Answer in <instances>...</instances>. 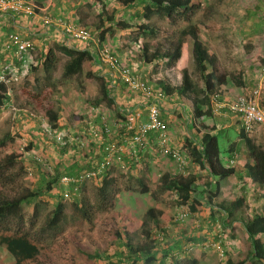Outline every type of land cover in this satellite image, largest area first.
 Instances as JSON below:
<instances>
[{"label":"rangeland","instance_id":"obj_1","mask_svg":"<svg viewBox=\"0 0 264 264\" xmlns=\"http://www.w3.org/2000/svg\"><path fill=\"white\" fill-rule=\"evenodd\" d=\"M62 1L67 8L69 6L73 8L77 6L76 12H82L84 21H81V24H84L91 30L94 40H97L101 28H106L103 42L117 50L119 55H123L125 58L127 57L129 60L123 61L128 65L130 62L132 67L137 71L140 70V67L137 69V64L144 62L140 55L141 43L147 42L153 45L159 41L161 36L152 37L149 35L135 34L134 31H131L133 28L119 29L115 26L114 21L108 18L111 16L132 23H140L141 19L135 14L133 6H127L126 8L120 7L116 3V0H102V2H97L96 0ZM201 1L202 5L192 15L191 21L197 25L199 34L207 45V48L219 54L220 57L217 56L218 69L221 72L236 71V65H233L231 61H227V53H233L239 50L242 37L239 32L241 30L239 25L242 24L245 9L253 6L256 0ZM31 2L37 8L36 14L38 12L43 14L38 2L36 0H31ZM102 3L104 6H102ZM67 13H69L68 10ZM57 16L65 18L62 15ZM148 22L159 25L167 31L185 26V22L183 21L179 20L176 24H173L157 16H153ZM62 37L60 43H66L67 39L64 36ZM223 40L226 41L223 42ZM74 42L77 41L74 40ZM7 44L8 37L5 45L7 46ZM47 45L48 48L53 44L48 43ZM53 46L55 48V45ZM41 48L37 44V48L35 47L37 53ZM182 51L183 59L179 58L178 60L180 62L178 64H172L176 67L173 68L174 71L170 75L172 78L179 80L181 70L187 68L192 78L195 79L197 70L192 57V40L189 35L185 36ZM56 54L58 61L53 72V82L56 87L52 90L46 89L42 93H34L32 85L26 83L23 77L26 69L17 74H11L8 86L12 90V100L0 110V139L4 136L10 137L7 138V146L4 149L0 148V158L6 152L14 149L16 153L20 154V161L15 163L9 170L11 174H14V181L0 184V192L14 194L24 187L34 189L38 182H43L46 179L47 171L51 170L55 161L61 157L56 147H54L56 143L54 136L55 134H63L62 128H64L65 124L71 130L68 132L74 136H79L83 144L81 145L79 143L77 137L71 139V141H75V145L78 143L82 147V152L91 154L92 151L99 149L100 143L95 141L93 136L87 132L86 121L90 120L95 124H100L101 115H104L108 124L111 126V133L108 139L113 140L120 132L118 120L123 117L124 103L136 99L134 101L135 104L139 100L136 96L130 94L129 90L126 91L121 87L123 85L117 86L118 90L116 92L112 84L118 79L112 81L113 83H110L108 79L109 86L107 90L115 101V106L106 104V101L102 98L99 79L91 78L90 81L81 84L79 75L64 76L62 71L68 57L58 49H56ZM95 58L94 69L97 72H103L105 74L106 66L96 56ZM155 67L160 68L159 65ZM224 69L226 71H223ZM105 76L106 78H111L109 73H106ZM154 83L155 81L151 83L153 87L156 86ZM118 92L121 93L119 94ZM122 99L128 101L123 102ZM161 103V112L165 111L166 114L170 115L168 126L172 128V143L170 142L168 132L165 139L166 147L169 150L167 152L160 151L158 147L157 149L155 148L154 143L149 142L150 145L147 149L138 153L136 161L132 166L122 158L113 161L111 165L114 166L112 168L121 181L126 182L130 180L132 185L135 183L136 175L143 173L149 186V193L142 194L139 192L123 191L120 199L109 213L103 212L97 215L92 230H89L85 226L71 205L73 196L66 199L61 198L65 202L64 226L56 235H51L49 232L40 234L43 245L42 252H46L52 259L59 262V264H120L117 263V258L112 253L113 251H118L115 248L116 241L107 247L109 240L112 239V233L109 230L107 222L108 220L112 221L111 217L114 211L124 213L131 221L142 219L145 211L150 207L155 210L165 211L170 216H173L180 209L185 208L189 211L188 205L179 206L175 198V193L164 192L158 184L159 178L164 173H178L176 163L169 154L170 150L179 149L182 152L186 161L184 172L194 173L197 176V182L200 188L211 179V175L205 168H201L192 161L185 144L187 140L191 141L192 136L194 142H197L200 138L196 131L197 121L193 117L190 106L180 99L173 100L171 106ZM133 105H127V107L130 106L133 109L140 107L137 104H135V107ZM47 106L54 108L58 113L59 118L56 123L57 127L53 130L54 132L49 127L50 121L45 113ZM121 107L123 108L121 109ZM217 108L215 107V109ZM188 111L189 114L186 116ZM190 114L193 118L191 121ZM206 120L207 122L209 121L207 118ZM206 120L203 119L205 124ZM259 130L260 132H264V127H259V129L255 127L249 134L254 137ZM219 143L223 149L222 153L225 154L228 143L224 144L221 138L219 139ZM27 145L30 148L26 149ZM151 146L153 148H151V151H148ZM67 155L68 161H71L75 157V155H71V152L65 156ZM239 155L240 152L237 155V160L240 159ZM60 161H63L62 158ZM63 162L67 163V161ZM68 166L69 168H73L72 171L75 170V167ZM130 176L131 179L128 178ZM82 186L81 196L79 197L84 195L91 201L95 200L97 194L94 178H87ZM64 187L65 184L58 182L57 187L51 193L42 191L39 196L24 204V223L22 225L24 230L34 234L37 233V230L44 225V222L50 216L52 208L60 200V189L62 188L63 190ZM241 193L246 194L245 204L240 210L243 216L251 213L252 208H261L264 202V185L260 187L254 182H251L250 179H244V183L239 182L233 177L222 180L219 194L215 199L230 200L235 195ZM34 208L37 211L36 216L33 215ZM160 222H162V218H160ZM149 228H152L153 233L157 234V230L154 229L155 227L152 223H149ZM167 229L165 240L158 245L156 255L158 264H173L171 258L176 259L178 264H187L188 262L186 261L190 259L196 260L193 264H234L239 254H246L249 249L247 244L245 248H239V241L244 237L241 222L233 219V217L222 212L215 206L211 207L204 204L201 210L194 214L189 211V214L181 224L176 225L171 223L167 226ZM72 234L76 236L82 246H86L91 250L95 248L100 251L99 257L101 259H98V261L94 256L88 257L87 255H80L75 250V246H71ZM130 236H132L133 242H138L143 239L137 226L132 227ZM217 242L219 243L218 248L216 247ZM56 249L60 252L61 259L58 257L59 253ZM166 249L172 251V257L163 254ZM108 253L113 258H106L105 256ZM163 257L165 258L162 262L161 259ZM57 259L60 260L58 261ZM0 264H13L12 256L2 245H0ZM262 264H264V260H262Z\"/></svg>","mask_w":264,"mask_h":264},{"label":"trees","instance_id":"obj_2","mask_svg":"<svg viewBox=\"0 0 264 264\" xmlns=\"http://www.w3.org/2000/svg\"><path fill=\"white\" fill-rule=\"evenodd\" d=\"M96 1L102 2V0ZM116 3L124 8L133 6L135 14L141 19L140 23H132L109 16L108 18L114 21L117 28L122 30L133 28L132 32L134 31L135 34L144 36L157 37L161 35L159 41L153 45L147 42L141 43L140 55L144 63L167 61L169 65L175 64L181 56L185 36L189 35L192 40V55L197 70L196 78L193 79L187 68H183L179 84L171 85L161 81L157 90L152 89L162 92L167 98L175 96L190 106L193 117L197 121L196 131L200 138L197 142L187 140L185 144L192 161L201 168H205L211 175V179L200 188L197 176L194 173H179L177 171L178 173H164L159 178V187L166 193H175L179 206L188 205V209L192 214L200 211L202 206L206 204L211 207L215 206L233 217V219L239 220L244 232V237L239 241V248L243 249L247 244L249 249L246 254L240 253L234 264H262V260H264V202L260 209L252 208L251 213L243 216L240 210L245 204L246 194L235 195L230 200L215 199L219 194L221 181L229 177H233L242 183H244V179H250L251 182L260 187L264 185V147L256 143L245 129L240 127L239 136L244 142L246 149L244 152H241L239 155L240 159L235 163H229V161L225 163L222 160L223 149L219 143L220 134L211 132L209 129H213L214 127L206 125L203 122L205 115H212L210 96L218 91V87L222 83L226 82L227 75L218 69L216 54L208 51L207 45L199 34L197 25L191 21L192 15L200 8L202 1L116 0ZM102 6H104L103 3ZM153 16L164 18L173 24H176L180 20L185 22V26L167 31L159 25L147 23ZM105 30L106 28L100 30L97 44L104 43ZM94 44V41L90 40L87 48H81L76 45L72 47L65 42H61L54 44L55 48L51 45L47 49L39 51L35 57L30 58L25 63L26 72L23 76L25 82L32 85V89H34L33 91L36 94L42 93L46 89L52 90L55 88L53 72L58 61L56 54V49H58L68 57L62 74L64 76L79 75L81 84L90 81L91 78L99 79L102 98L106 101V104L115 106V101L107 90L109 86L108 79L110 81V78H106L103 72H97L94 69L96 55L89 50L94 49L91 48L94 47ZM238 76V72L231 75L235 83L241 84L239 80L241 78ZM120 83L125 86L121 81ZM11 100V88L8 86V83L0 81V110L9 104ZM45 113L50 121L49 127L54 132L53 130L57 127L56 123L59 118L58 113L50 106L45 108ZM161 119L166 123L168 132L169 122L162 116ZM62 129L63 138L66 140L65 143H59L54 137V141L56 142L54 147H56L61 157L55 161L52 169L47 171L46 179L43 182H38L34 189L24 187L14 194L0 192V245L12 256L13 264H59L46 252H42L43 245L40 234L49 232L51 235H56L62 230L65 222V202L62 200L65 199L63 196L65 188L70 192V197L73 196L71 205L89 230L93 229L97 215L103 212L109 213L114 208L123 191L139 192L142 194H147L150 191L143 173L136 175L135 183L132 185L130 180L126 182L121 181L112 168L114 166H111L102 175L94 178L97 194L95 200L91 201L84 195L79 197L81 196L84 182L78 186L77 190L74 189V185L65 184V188L63 190L62 188L60 189V200L52 208L50 216L44 222V225L37 230V233L34 234L24 230L22 225L24 223L25 203L39 196L42 191L51 193L57 187L58 182L60 183V178L63 175H74L86 171L105 156L106 152L102 144H99V149L92 151L94 154L92 152L91 154L82 152V147L78 143L75 145V141L67 139L68 131L71 130L66 124ZM119 129V134L112 140L114 142H120L122 137L125 138L130 134L122 128ZM8 137L10 136H4L0 139V148L4 149L7 146L6 141ZM151 140H153L152 137ZM28 145L26 149L30 148ZM154 146L157 149L155 144ZM228 149H230V152L234 151L229 147ZM69 152H71V155H75L71 161H68V155L65 156ZM121 155L122 159L129 162L131 166L136 161V158L127 152ZM19 158L20 154L16 153L14 149L6 152L0 158V184L14 181V174H11L9 170L15 163L20 161ZM61 158L63 161H67V163L60 161ZM68 165L75 167V170L72 171L73 168H69ZM128 178L131 179V176ZM73 191L74 194H72ZM33 211V215L36 216V208ZM111 218L112 221L108 220L107 224L112 233V239L109 240L107 247L116 241L115 248L118 251H113L112 253L117 258V263L120 264H158L156 257L158 245L165 240L164 238L168 230L167 226L171 223L176 225L181 224L176 223L174 220L175 214L170 216L167 212L155 210L152 207L145 211L142 219L131 221L124 213L117 211H114ZM160 218H162V222H160ZM149 223H152L155 227L154 229L157 230V234H154L152 228H149ZM133 226L139 228L143 238L138 242H133L132 236H130ZM71 246H75V250L80 255L94 256L96 260L101 259L99 257L100 251L95 248L91 250L86 246H82L74 234H72ZM56 250L59 253L58 257L61 259L60 252L58 249ZM163 254H166L165 256H173L172 251L169 249H166ZM105 257L113 258L110 253ZM164 258L161 259L162 262ZM60 259L57 260L59 261ZM171 262L178 264V261L174 258H171ZM186 262L193 264L196 260L190 259Z\"/></svg>","mask_w":264,"mask_h":264},{"label":"crops","instance_id":"obj_3","mask_svg":"<svg viewBox=\"0 0 264 264\" xmlns=\"http://www.w3.org/2000/svg\"><path fill=\"white\" fill-rule=\"evenodd\" d=\"M36 1L38 2L40 9L42 10V13H46L50 16L62 15L66 19L80 24L81 21H84V16L82 12L80 11L76 12L77 6H75L74 8L69 6V8L71 7V9H69L65 5V3H63L62 0H36ZM67 10L69 13H67ZM243 17L244 18L242 19L241 22L242 24L239 25V27L241 28L239 32L242 35L240 40V48L239 50H237V52L227 53V57H226L227 61L229 62L231 61L233 65H236L237 70L236 71L230 70L225 72V74L227 75L226 82L222 83L218 87V91H217L218 93L217 98L218 101L220 102V105L218 106L217 109H215V104L212 100V96H210L212 115L210 116L205 115L203 118L204 120H206V118L209 119L208 122L206 120V124L214 127L213 129H209V130L211 132H215V133L217 132L218 134H220V138L222 139L224 144L228 143L225 154L222 153V160L225 163L227 161H229V163H235L237 161L238 153L240 152L241 154V152H244L246 149L245 146L243 145L244 142L239 136L240 127H242L241 116L237 113L230 111L226 105L227 102L237 94L240 93L247 94L250 93L253 89H258L259 94L257 95V100L259 105L262 108H264V0H256L253 6L246 8ZM103 29L104 28H101V30ZM14 31L19 32L24 37L31 38L34 41V44L36 45L35 47L37 48V44H38L40 48L42 47L41 50L47 49L48 43H51L53 45L56 43H60V40L63 38L62 36H64L62 30L57 25L45 24L41 19V14L39 12L37 14L36 13L25 14L22 12L17 13L12 10L7 12H0V62H6V61L11 62L12 74H17L18 72L25 71L26 69V65L24 63H21L14 56L15 54L13 49H11L10 47L8 48L5 45L8 34ZM97 40H94V38L93 40H91L94 41L95 43L94 47L91 48H96ZM76 41L77 42H74V40L67 39L66 44L72 47L76 45L77 47H81V48H87L89 44V42L83 43L78 40ZM224 41L226 40H223V42ZM227 43L230 44L228 41ZM89 50H93V49H89ZM34 51H32L29 54L28 60H30V58L35 57L37 51L36 49ZM208 51L210 53H214L211 49H208ZM115 52L118 54L117 50H115ZM215 54L217 53L215 52ZM119 56L122 61L129 60L127 59V57L126 58L125 56L123 57V55H119ZM216 56L220 57L219 54H217ZM180 58L183 59V51L181 53ZM179 62L180 61L177 60L176 64H178ZM156 64L159 65L160 67L159 69L158 67H155ZM138 67H140L139 70L140 72L135 70L134 67H132L133 71L141 77L142 81L146 82L147 85L151 86V88L155 90H157V87L161 81H163L165 84H171V85H177L181 82L183 69L181 70L180 79L176 80V78H172L170 75V73L174 71L173 68L176 66L168 65L167 61L166 62L155 61L149 64L141 62L140 64H137V69ZM105 70H106L105 74L109 73L110 77L112 78V79L110 78V83L115 79L119 78L118 76L116 77L113 76L110 69L105 68ZM223 71H226V69H224ZM237 72L239 73L238 77L241 78L239 79L241 81V84L235 83L234 79L231 77V75ZM152 81H155L154 84L156 86L153 87V85L151 84ZM112 85H113L112 87H114L116 91L118 90L117 86H121V83L119 80H117ZM121 87H123L126 91L129 90L126 86H121ZM118 93L120 94L121 92ZM130 94L136 96V98L139 99L135 103L137 105H139L141 101L142 102L145 101V99H143L142 97L136 94H133L131 92ZM176 99L177 98L175 96H172L171 98L164 97V99L161 102L171 106L172 101ZM122 101L126 102L128 100L122 99ZM134 101H136V99L124 103L123 106L124 108L121 107V109L123 108V115L127 113L128 110L133 109L130 108V106L134 104ZM126 104L130 106L127 107ZM135 104L133 105V107L136 106ZM203 108H205V106H203ZM188 114L189 111L187 112L186 116ZM161 116L167 122L170 119L169 118L170 115L166 114L165 111L161 112ZM192 119L193 118L190 114V121ZM257 129H259V127H257ZM168 134H169L170 142L172 143L171 139L173 138V133H172V128L170 126H168ZM251 137L254 139V141H256V143L264 147V132H260L259 130L254 137L253 136ZM191 141H194L193 136L191 138ZM228 147L233 149L234 151L230 152L229 151L230 149H228ZM151 148H153V146H151L148 149V151H151Z\"/></svg>","mask_w":264,"mask_h":264},{"label":"built area","instance_id":"obj_4","mask_svg":"<svg viewBox=\"0 0 264 264\" xmlns=\"http://www.w3.org/2000/svg\"><path fill=\"white\" fill-rule=\"evenodd\" d=\"M36 7L31 0H0V12L15 11L17 13L35 14ZM41 19L45 24H55L62 30L64 36L69 40H78L87 43L93 40L91 30L74 21L62 18L60 16H50L46 13L41 14ZM14 51V56L21 62L27 63L29 54L35 49L34 41L31 38L22 36L18 32L8 34V44ZM94 52L98 60L111 70L113 76H118L119 80L133 94H136L143 99L144 102L139 103V108L128 110L123 117L118 120V125L123 130L129 132V136L122 137L120 142H114L108 139L111 133V126L108 124L104 115H101L100 124L86 121L87 132L91 134L95 141L102 144L105 150V156L98 160L96 164L86 171L78 174H66L60 178V182L66 185H74L77 190L78 186L87 178H95L102 175L104 171L110 167L113 161L120 160L124 152L137 157L138 153L147 149L153 142L160 151L167 152L165 139L167 136V125L161 119L160 103L164 99V94L160 91H154L151 86L141 80V77L136 74L131 65L123 62L115 50L107 43L97 44L96 48L90 50ZM12 64L9 61L0 62V81L8 83L11 78ZM114 77V78H115ZM259 94L258 89H253L250 93H240L234 96L227 102V107L230 111L241 116L242 127L247 133L252 132L255 127H264V108H262L257 100ZM218 93H213L212 100L215 107L220 105L218 101ZM64 134H55V138L61 144L65 143ZM67 139L78 138L82 145L83 141L79 136H74L71 133L66 136ZM151 137L153 140H151ZM174 159L178 172H184L185 156L179 149H171L169 153ZM65 188V187H64ZM74 194V191L72 192ZM64 198H70L68 189L63 190ZM188 215L186 209H180L175 212L174 220L176 223H181ZM219 247V243H216Z\"/></svg>","mask_w":264,"mask_h":264},{"label":"clouds","instance_id":"obj_5","mask_svg":"<svg viewBox=\"0 0 264 264\" xmlns=\"http://www.w3.org/2000/svg\"><path fill=\"white\" fill-rule=\"evenodd\" d=\"M249 134V133H248Z\"/></svg>","mask_w":264,"mask_h":264}]
</instances>
